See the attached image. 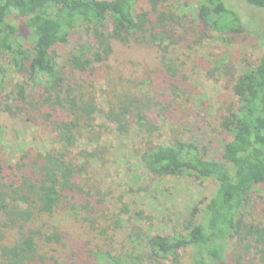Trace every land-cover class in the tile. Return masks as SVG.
Returning a JSON list of instances; mask_svg holds the SVG:
<instances>
[{"label":"trees","instance_id":"16d2710c","mask_svg":"<svg viewBox=\"0 0 264 264\" xmlns=\"http://www.w3.org/2000/svg\"><path fill=\"white\" fill-rule=\"evenodd\" d=\"M143 1L0 0V96L8 66L23 80L15 100L23 106L24 118L33 124L46 120L57 148L34 157L28 175H19L22 167L16 165L6 176L0 164V180L7 181H0L5 187L0 191V228L25 227L41 218L49 221L56 214H67L69 221L110 243L122 235L120 249L125 245L114 256L104 249L81 256L61 243L57 226L51 224L47 232L29 231L11 248L0 247V264H43L47 260L39 254L41 237L67 252L65 264H90L96 257L99 264H164L167 259L180 264L182 252L188 254L187 264H264V224L247 218L254 207L250 209V203L264 205V31L256 35L247 31L241 14L224 0H194L202 28L225 37H253L263 42V52L252 64L245 61V68L233 76L231 102L222 108L218 125L217 159L209 158L197 142L172 135L166 144L145 147L160 129L153 111L167 119L175 107L183 108L190 101L180 92L187 82L176 79V69L165 59L169 52L165 34L147 32L148 15L136 11ZM246 8L264 15V0H246ZM80 31L91 33L92 45L86 49L79 42L59 66L54 50ZM140 33L139 42L146 40L145 34L148 38L145 49L161 54L157 68L150 53L148 71L140 70V64L132 71L131 63L120 62L139 48L131 38ZM63 67L72 77L78 74L79 82L66 85ZM110 69L126 89L113 92L101 108L91 83ZM97 120L108 125L101 127L103 132L113 128L118 138L135 132L133 138L143 140V148L137 145L138 163L146 175L187 177L200 185H213L209 195L182 215L177 231L167 235L144 231L135 225L137 220H149L143 212L132 214L119 196L114 202L113 192L101 179L110 147L76 151ZM125 149L130 156L138 154L131 146ZM132 172L138 173L126 167L127 174ZM147 190L138 188L132 205L149 206L145 200L153 197H147ZM53 264L58 263L53 260Z\"/></svg>","mask_w":264,"mask_h":264},{"label":"rangeland","instance_id":"374dc122","mask_svg":"<svg viewBox=\"0 0 264 264\" xmlns=\"http://www.w3.org/2000/svg\"><path fill=\"white\" fill-rule=\"evenodd\" d=\"M224 1L227 6L241 14L240 17L247 31L254 35L264 31V15L247 9L246 0ZM136 11L148 15L147 32L165 34L163 37H166L169 51L165 59L170 60L172 67L176 69V79L187 82L186 86L180 88V92L184 100L190 101L184 102L183 108L175 107L167 119L161 118V113L157 110L153 111V117L158 118L160 129L145 147L166 144L172 135L183 141L197 142L200 148L205 147L209 158L217 159L220 152L218 144L221 139L218 135V125L222 108L231 102L229 89L233 83V76L245 68V61L249 65L260 57L263 52L261 48L263 42L260 43L253 37H225L202 28L196 20L194 0H145L138 4ZM80 33V35L73 34L67 44L54 50L53 54L59 66L63 65L69 57L68 54L78 46L79 42L86 49L89 48V44L92 45L89 40L91 33L87 34L84 31ZM138 38H142V33L131 39L138 41ZM144 38L148 39L146 34ZM146 40L138 41L139 48L128 52L131 58L124 55L120 62L123 65L131 63L128 68L132 71L136 69L137 64H140V70H151L152 61L157 68L161 54L145 49L147 48L144 46ZM148 53L155 57L152 61L153 56H149ZM5 70L6 75L0 96V164L6 176L10 175L11 168L16 165L22 167L18 172L19 175H28L32 173L31 164L34 157L49 150L56 152L57 150L54 149L57 148L54 145L53 135L46 128L44 122L46 120L39 119L35 121L36 124L26 121L23 116V106L15 100L17 91L22 89L20 83H23V80L8 66ZM63 73L66 77V85L79 82L80 76L75 74L72 77L66 67H63ZM91 87L95 90L99 107L104 108L110 97L126 89V84L119 81L114 69H110L104 71L101 79L92 82ZM184 88L187 90L184 91ZM113 92L115 93L112 95ZM168 92L171 95L172 89ZM107 126L101 120H97L91 135L83 134V139L78 142L76 151L91 150L94 147H110L107 169L101 172V179L103 184L113 192L114 202L116 203L119 196L122 199L121 202L132 214H135L134 211L143 212L144 218L149 220L141 222L137 220L135 225L139 224L144 231L158 235L177 231L183 219L182 215L197 205L203 197L209 195L213 185L209 182L200 185L187 177L146 175L138 163L141 152L137 149V145L143 148L141 146L143 140L138 137L133 138L135 132L119 138L112 131L113 128L110 129L111 132L105 131V133L102 129L104 130ZM171 130L174 131L173 134ZM96 137L99 138L96 139ZM125 145L131 146L133 152L138 151V154L130 156L129 149L126 150ZM126 167H132L138 173L127 174ZM135 174L138 179L134 176ZM0 181L4 182L3 179ZM145 187L148 188L147 197H153L150 201L145 200V204L149 206H143L140 203L132 205V202L137 200L135 191ZM3 189L5 187L0 183V191ZM249 205L250 209L254 207L249 212L251 216L247 217L248 220L253 224L259 221L264 224V205L260 202ZM69 219L71 218L67 214H56L49 221L41 218L25 227L16 225L13 229L0 228V247L11 248L19 242L22 235L29 231L47 232L52 228L51 224H54L62 238L61 243L65 244L70 251L77 249L81 256L88 257L86 251L97 249L108 250L114 256L124 249V244L123 249H120L122 235L114 238L115 241L110 243L102 236L87 233L80 223L69 221ZM38 250L40 256L47 260L43 264H53V260H56L58 264H65L69 258H67V252L53 243H46L43 237L38 242ZM187 255V252L181 253L180 264H187ZM90 262V264H99L97 257ZM164 264H172V262L167 259Z\"/></svg>","mask_w":264,"mask_h":264}]
</instances>
